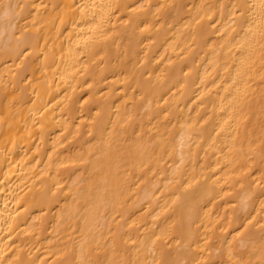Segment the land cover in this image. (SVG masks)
Instances as JSON below:
<instances>
[{
    "label": "bare ground",
    "instance_id": "6f19581e",
    "mask_svg": "<svg viewBox=\"0 0 264 264\" xmlns=\"http://www.w3.org/2000/svg\"><path fill=\"white\" fill-rule=\"evenodd\" d=\"M0 264H264V0H0Z\"/></svg>",
    "mask_w": 264,
    "mask_h": 264
}]
</instances>
